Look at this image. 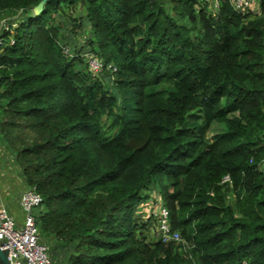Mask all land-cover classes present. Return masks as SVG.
<instances>
[{"label": "trees", "instance_id": "16d2710c", "mask_svg": "<svg viewBox=\"0 0 264 264\" xmlns=\"http://www.w3.org/2000/svg\"><path fill=\"white\" fill-rule=\"evenodd\" d=\"M39 1L0 0V18L25 16L0 34V137L65 264H264V0H49L35 16ZM75 6L106 78L65 54L53 20ZM151 185L186 245L142 234Z\"/></svg>", "mask_w": 264, "mask_h": 264}, {"label": "built area", "instance_id": "2783aa9c", "mask_svg": "<svg viewBox=\"0 0 264 264\" xmlns=\"http://www.w3.org/2000/svg\"><path fill=\"white\" fill-rule=\"evenodd\" d=\"M221 0H204L212 10H216ZM257 0H230L234 11L246 13L251 10L253 2ZM13 41L10 40L9 44ZM5 41L0 39V50ZM95 60H90L89 68L93 72L107 70L112 72L115 68L110 64H105L101 59L93 56ZM113 69V70H112ZM222 183H230L229 176H224ZM42 198L34 187L23 191L18 198L19 206L24 214L21 226L16 225L15 220L10 216L5 206L0 207V249L7 251L9 264H50L48 246L44 242H39V230L35 225L33 211L41 204ZM151 216H155L158 226V240L164 243L174 242L186 245L180 236L179 231L172 230L169 212L164 203L150 211ZM242 264H246L243 262Z\"/></svg>", "mask_w": 264, "mask_h": 264}, {"label": "rangeland", "instance_id": "374dc122", "mask_svg": "<svg viewBox=\"0 0 264 264\" xmlns=\"http://www.w3.org/2000/svg\"><path fill=\"white\" fill-rule=\"evenodd\" d=\"M158 1H160V3L166 8V10L169 11L171 7L169 0H158ZM258 3H259L258 0L253 2L254 6L252 8V12L259 11ZM60 6H62L64 9L63 4H61ZM63 12L64 13H62V11L59 9L57 15L55 16V20H53V24H62L63 25L62 29H65V27L68 26L67 30L61 32L60 35L61 38L63 39L61 44L65 49V54H67V52H71L72 54L73 52L78 51L80 56L83 57L84 62H86L88 65L90 60L93 59L95 60V58H93L94 56L92 54L93 52L91 53V50L88 47V41H90V38H92L90 27L88 26V24H86L85 20H82L80 27L76 29V33H71L74 32L73 30L71 31V27H72L71 25L73 24V22H71L72 17H74L75 19L84 18L86 12L83 8H80L78 6H75L72 12L66 9ZM24 18L25 16L23 14L18 15L15 12L4 13L0 18V34H1V30H7L10 24H13L12 28H15L19 22L23 21ZM99 56L97 55V57L103 61V59ZM108 68H110V66H107L106 70ZM84 70H85V66L83 71ZM87 74H89L88 75L89 79L107 77L105 71L103 72L99 70L97 72H91ZM201 119L202 116L199 111H195L187 117V121L189 123L192 122L200 123ZM222 128L223 126L220 123L213 122L205 133L206 140L211 141L213 136L216 133L220 132ZM31 188L32 187H29V189ZM144 195H146L147 198L142 197ZM160 195L161 194L159 193V189L156 186L151 185L149 188L143 189L140 192L141 201L135 206V213H134L135 217H137L141 223L144 222L143 223L144 227H142L143 229L141 232L152 242L157 241L158 239V226H157L156 217L154 215L151 216L150 211L153 208L157 207L158 204L163 203L162 200L160 199L161 197ZM228 198L230 203H232V196L228 195ZM38 235H39V242H44L45 244H47L49 248L48 251H49L50 264H65L68 256L70 255L69 252L72 247L70 246V248H64L60 246L57 242L55 243L54 239L48 238L46 234H43L40 231Z\"/></svg>", "mask_w": 264, "mask_h": 264}, {"label": "crops", "instance_id": "0c3cea01", "mask_svg": "<svg viewBox=\"0 0 264 264\" xmlns=\"http://www.w3.org/2000/svg\"><path fill=\"white\" fill-rule=\"evenodd\" d=\"M253 6L254 4L252 8ZM253 13L256 12L253 11ZM11 156L12 154L7 150L3 140L0 139V207L4 205L10 216L15 220L16 225L21 226L24 214L19 206L18 198L27 188L18 166L10 161ZM36 212L37 208L33 211V214H36Z\"/></svg>", "mask_w": 264, "mask_h": 264}, {"label": "water", "instance_id": "95a60500", "mask_svg": "<svg viewBox=\"0 0 264 264\" xmlns=\"http://www.w3.org/2000/svg\"><path fill=\"white\" fill-rule=\"evenodd\" d=\"M47 1H49V0H40L39 3L32 8V12L35 16L41 12L43 5ZM0 264H9V261L7 259V251L6 250L0 249Z\"/></svg>", "mask_w": 264, "mask_h": 264}]
</instances>
